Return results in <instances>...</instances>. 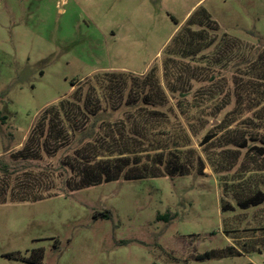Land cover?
<instances>
[{"label": "rangeland", "instance_id": "obj_1", "mask_svg": "<svg viewBox=\"0 0 264 264\" xmlns=\"http://www.w3.org/2000/svg\"><path fill=\"white\" fill-rule=\"evenodd\" d=\"M200 10L217 29L207 32L227 40L202 53L210 64L186 61L187 99L204 92L207 131L234 106L231 96L227 108L210 116L223 95L236 90L237 70L224 57L264 50V0H0V159L9 162L39 113L71 94V82L104 71L140 76L153 64L160 68L165 47ZM206 71L216 76L211 84ZM240 130L244 125L238 124L234 142L241 141ZM262 134L248 147L264 148ZM219 148L209 146L215 154L230 152L217 175L197 148L202 176L118 180L35 203L0 204V264H264V246L240 256L197 258L236 246L230 237H248L245 229L264 224V205L247 211L236 205L245 192L264 190V162L252 149ZM65 154L24 165L57 166ZM221 204L232 211L221 213ZM106 212L108 219L100 216ZM165 214L168 220H156ZM224 219L239 235L224 234Z\"/></svg>", "mask_w": 264, "mask_h": 264}, {"label": "trees", "instance_id": "obj_2", "mask_svg": "<svg viewBox=\"0 0 264 264\" xmlns=\"http://www.w3.org/2000/svg\"><path fill=\"white\" fill-rule=\"evenodd\" d=\"M199 13L200 17L191 15L172 37L163 51L160 68L153 64L140 76L104 71L83 81L71 82V94L39 113L22 147L9 153V162L0 159V204L35 203L118 180L202 176L204 161L197 148L202 149L217 175L224 170L225 155L230 151L215 154L209 149L215 143L219 149L229 145L252 149L264 162V148L247 145L250 141L259 142L257 138L264 133V50L254 56L227 53L224 57L229 68L237 70L232 76L236 90L234 93L228 90L214 105L210 116L216 117L227 108L231 96L235 100L233 108L214 128L205 131L203 118L209 115H204V92L198 91L187 99L191 67L186 61L197 64L207 60L210 64L211 56L202 53L212 46L217 50V46L227 45L223 44L226 39L217 41V37L207 32V27L216 31V26L205 11ZM209 76L211 84L216 76ZM247 113L251 116L243 118ZM114 114L121 117L112 120ZM238 124L244 125L245 130H240L241 141L234 142L233 133L238 132ZM61 151L66 154L57 166L46 163L43 168L32 169L24 165L53 159ZM20 165L23 166L18 168ZM236 205L242 211L260 208L264 205V190L245 192L237 198ZM220 211L225 214L232 209L221 204ZM100 216L108 219L110 215L106 212ZM168 218L165 214L156 220ZM223 222L227 237L239 235V229L228 230L225 219ZM244 232L250 236L230 237L238 242L236 246L209 251L197 258L240 256L242 252L259 251V246H264L263 223Z\"/></svg>", "mask_w": 264, "mask_h": 264}]
</instances>
